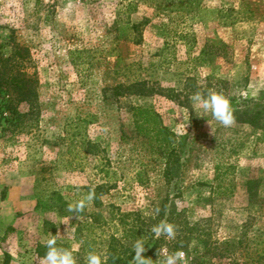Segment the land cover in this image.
Here are the masks:
<instances>
[{
  "label": "rangeland",
  "instance_id": "obj_1",
  "mask_svg": "<svg viewBox=\"0 0 264 264\" xmlns=\"http://www.w3.org/2000/svg\"><path fill=\"white\" fill-rule=\"evenodd\" d=\"M7 41L29 48L38 97L19 127L0 124V264H42L53 236L77 264L107 256L166 196L193 229L188 264H264V0H0ZM209 92L230 100L232 126L192 102ZM134 109L173 135L171 184Z\"/></svg>",
  "mask_w": 264,
  "mask_h": 264
},
{
  "label": "trees",
  "instance_id": "obj_2",
  "mask_svg": "<svg viewBox=\"0 0 264 264\" xmlns=\"http://www.w3.org/2000/svg\"><path fill=\"white\" fill-rule=\"evenodd\" d=\"M133 30H137V25H133ZM137 86L139 85L136 83L131 87ZM37 87V72L29 48L14 41L0 42V124L3 121L8 126L17 128L20 124L19 121L27 115L34 114L38 97ZM21 106H27V111H20ZM133 111L142 115V120L138 119L135 123L139 134L149 137L150 140L165 144L162 147H164L168 157L163 176L166 182L171 184L178 167L176 166V162H178L176 152L169 141L170 138H173V135L158 122V116L151 111L143 109H134ZM72 137L70 144L78 145L84 154L98 155L97 144L83 138L77 139L75 135ZM74 140L75 144L73 143ZM104 174L107 176L108 172L104 171ZM139 175V173L136 174V176ZM138 182L143 184L141 179H138ZM107 184L108 181L105 184L98 185L92 191L95 202H97L99 196L106 194L113 187L107 186ZM157 208L154 217L141 219L138 216V225L124 226L123 232L126 237L123 241H117L112 237V243L114 242L117 245L109 246L105 264H132L133 245L138 239L145 244L146 251L142 255L149 259L148 264H161L164 259L162 249L166 248L168 253H174L188 245L193 229L189 227L183 212L177 209L173 197L166 196ZM60 210L63 211L64 208ZM161 222L176 226L175 239L168 240L164 236L155 237L151 229ZM231 243L225 242L224 245H230ZM241 243L242 241L239 240L236 244Z\"/></svg>",
  "mask_w": 264,
  "mask_h": 264
},
{
  "label": "clouds",
  "instance_id": "obj_3",
  "mask_svg": "<svg viewBox=\"0 0 264 264\" xmlns=\"http://www.w3.org/2000/svg\"><path fill=\"white\" fill-rule=\"evenodd\" d=\"M191 99L195 106L203 110L204 114H210L222 126L230 127L235 123L234 110L230 100L223 94L216 92H209L207 95L196 93ZM93 198L94 194L90 193L85 200H81L76 205L71 206L70 210L74 212L83 211L86 203L91 202ZM151 231L156 238L164 236L168 240L175 239L177 234L176 226L167 222L155 225ZM45 247L47 251L42 258V264H77L73 250L58 247L55 236L45 241ZM78 247L79 245L75 246V248ZM145 251L144 242L138 239L133 245L134 255L132 257V264H148L149 259L142 255ZM161 251L164 256L161 264H188L186 253L182 250L168 253V250L165 248ZM106 260L107 256L103 253L90 252L87 256V264H105Z\"/></svg>",
  "mask_w": 264,
  "mask_h": 264
}]
</instances>
